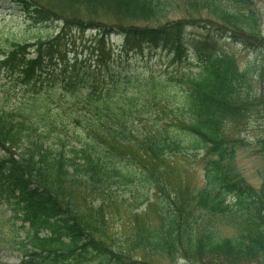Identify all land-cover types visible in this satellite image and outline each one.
I'll use <instances>...</instances> for the list:
<instances>
[{"label": "trees", "instance_id": "1", "mask_svg": "<svg viewBox=\"0 0 264 264\" xmlns=\"http://www.w3.org/2000/svg\"><path fill=\"white\" fill-rule=\"evenodd\" d=\"M4 1L16 13L0 19V205L12 220L0 248L20 264H264V0H185L189 16L175 18L170 0ZM198 27L196 69H168ZM88 30L94 51L69 57L68 38ZM220 38L251 56L218 51ZM166 48L164 72L140 64ZM238 150L259 157L258 186L230 169ZM192 153L193 187L175 172Z\"/></svg>", "mask_w": 264, "mask_h": 264}, {"label": "rangeland", "instance_id": "2", "mask_svg": "<svg viewBox=\"0 0 264 264\" xmlns=\"http://www.w3.org/2000/svg\"><path fill=\"white\" fill-rule=\"evenodd\" d=\"M171 3L174 5V9L171 12L170 17L175 18L177 16H189L188 13L185 12V8H184V4H185V0H170ZM9 7L7 10H4L5 8ZM7 13H11V14H15L16 10L12 7V4L8 1H4V2H0V19L2 17H5L6 22L9 21V14ZM9 23V22H8ZM11 28L12 30L15 29L14 26H7L8 28ZM53 31L55 30V25H49L47 27H38L37 29H35L34 31H31L29 33V35H35V34H39V35H45V33H53ZM94 31H90L88 30L85 33H73L71 38H68L71 42V49L72 52L68 55L69 57H72L74 55L78 54V57H81L82 55H86L89 54L90 52H93L95 49V45L97 44V42L99 41V38L95 36L96 32ZM185 35H187L186 37V42L188 45V48H186V52L185 54H183V59L179 62H175L174 64H171L170 67H168V69H173L176 70L174 68H184V67H188L192 68V69H196V62L199 60L197 55L194 54L192 52V43H190V40L192 39V37L194 36H207V34L205 32H203V29H201L200 27L198 28H188L186 30ZM191 37V38H188ZM208 38V37H207ZM106 40L105 42V48L108 49H112L114 50L115 53H117L119 50H121V47L123 45V40L121 38H119L117 35H110V37L105 38ZM211 39V35H209V38ZM1 41V40H0ZM208 41V40H207ZM74 42V43H73ZM216 45H218L217 50L221 51L224 50L226 52H234L240 63H243V61L246 59L247 56H251V54H249V52H247L245 49H241V47L236 46L232 43H230L228 40H224L223 38H220L219 40H217ZM146 51V50H145ZM146 53L145 56V60L143 62H141L140 64L142 66L147 65L148 67L152 66V68H156L157 66L160 67L161 72L165 71V66L166 63H170L171 61V55L172 52L170 50L166 49H156V50H152V53ZM186 58V61L184 60ZM186 63H185V62ZM189 64V65H188ZM188 68V69H189ZM6 81V79L3 77V74L0 73V93H1V88H2V84ZM6 85H8V89L9 91H11L12 93H18L19 90H13V86L11 88H9V83L7 82ZM190 157L185 158V157H181V159L179 160V165L175 166L176 169V173L181 174V176L188 178L189 180V185L193 187L194 183H198L201 184L202 182V177H201V157L200 155L198 156V159L196 161H193V156H195L194 153L189 154ZM259 157L253 156V155H249L248 152H245L243 150H238L236 152V156L231 160V162H229V167L231 170H233L234 172H239V174L243 175L246 179L247 182L251 183L253 186H258V182L257 179L255 178L254 172L255 169L259 167L260 162H259ZM182 170V171H178ZM122 214V217L120 219H122L121 224H123L125 227L128 226L127 221H128V217L126 215V213H124L123 209H120L119 211ZM111 214H113V217L115 220H118L119 218V213H114L112 212ZM9 216L10 213L8 210L5 209L4 206L0 205V224L2 225V230L6 231L7 228H9V225H12V220H9ZM16 227H18L20 224L19 222H16ZM119 225V224H118ZM117 225V227H118ZM18 239L21 240L23 237V233L21 232V230H18ZM23 257V254L21 251L17 250V249H11L10 246H2L0 248V261L3 264H20V261ZM167 262H164L162 264H166ZM177 264H184L182 261H179Z\"/></svg>", "mask_w": 264, "mask_h": 264}]
</instances>
